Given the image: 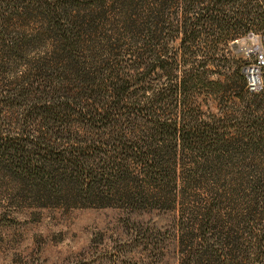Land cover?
Masks as SVG:
<instances>
[{
  "label": "rangeland",
  "instance_id": "obj_1",
  "mask_svg": "<svg viewBox=\"0 0 264 264\" xmlns=\"http://www.w3.org/2000/svg\"><path fill=\"white\" fill-rule=\"evenodd\" d=\"M196 5L206 3L0 0V146H21L31 140L37 143L26 144L30 153L25 155L0 149V264H187L186 244L190 240H185L186 234L179 230L181 221L189 228L197 226L199 219L194 216L201 217L202 207L213 201L217 188L225 190L224 186L232 183L237 170L247 173L248 183L234 182L235 202L243 198L264 205V143L256 147L246 144L255 121L249 108L256 109V122L262 119L264 123V96L261 91L257 96L250 94L235 73L240 71L246 81L250 78L247 73L249 66L256 64V51L264 58V33L248 32L228 44L220 42L216 54L206 57L210 60L206 68H197L195 64H202L205 58L182 54L177 34L180 11ZM152 8L163 13L159 25L162 32L159 41L149 44L131 23L143 24L136 14ZM152 49L160 54L161 61L158 55H150ZM161 63L167 68L172 64L174 69L169 73L156 68L148 73ZM197 69L203 79L184 89L186 116L203 120L199 123L206 135L224 137L229 151L247 156L243 165L238 163L239 155L225 158L219 183L215 179L190 181L192 188L175 208H170L164 206V200L150 199V195L142 201L114 196L107 201L104 194L91 195L86 201L82 197L59 200L48 197L45 190L39 189L34 195L33 187L19 181L17 173L22 167L35 164L34 154L48 151L49 138L56 131L49 128L54 123H66L69 132L63 136L73 140L90 137L85 127L89 125L95 133L109 119L115 125L113 130H122L130 122L143 129L147 116L144 109L138 110L141 102L148 101L143 89L166 88L162 92L166 96ZM187 70L190 72H184ZM117 73L119 87L132 84L119 100L115 95L110 97L106 89L113 85ZM260 76L264 88V63ZM164 108L169 113L170 106ZM48 109L56 111L52 117L47 115ZM108 134L96 144L110 141ZM204 149H211L208 141L182 150L180 175L189 164L187 155L198 157ZM228 197L232 198L224 193L222 200ZM193 206L199 207L195 215L185 213V208ZM229 214L239 215L235 210L230 212L228 206L221 211L223 218ZM260 217L264 215L258 211L253 219L257 222ZM227 225L239 237L238 250L229 251L228 263L197 264H264V247L244 251L242 243L248 236L241 233L238 220Z\"/></svg>",
  "mask_w": 264,
  "mask_h": 264
},
{
  "label": "trees",
  "instance_id": "obj_2",
  "mask_svg": "<svg viewBox=\"0 0 264 264\" xmlns=\"http://www.w3.org/2000/svg\"><path fill=\"white\" fill-rule=\"evenodd\" d=\"M194 2L195 4L206 3V5L203 7L196 5L198 7L180 11L177 34L182 54L205 58L202 64L196 63L197 59L194 58L192 62L196 63L197 68L199 66L206 68L210 62L206 60V57L209 58L216 54L220 42L228 44L248 32L264 33V0H194ZM162 14L158 8H152L145 13L140 10L136 15L143 24L139 25L140 27L133 23L131 25L142 31L147 43L153 44L161 38L162 31L159 25L162 21ZM149 53L158 55L157 60L161 61L160 54L154 53V49ZM153 66L148 73L154 72L156 68L169 71V73L174 69L172 64L169 68L162 63ZM200 72H202L200 69L190 72L181 79L180 83L177 82V90L166 96L162 93L166 88H144L143 91L148 101L145 104L141 102L142 106L138 109L140 111L144 109L147 116L143 129H139L137 125L130 122V125L122 130H113L115 125L109 119L100 128L101 130L95 133L89 125L85 127V132L88 131L90 137L73 140L71 137L64 138L63 136L69 132L66 123L58 125L54 123L49 128L50 132L54 129L56 131L49 138L48 151L44 155L34 154L35 164L26 168L22 167L21 173H17L19 181L33 187L35 190L30 188L34 195L40 189L45 190L48 197H55L59 200L82 197L86 201L91 195L104 194L107 201L112 196L120 200L142 201L150 195V199L155 198L160 202L164 200V206L170 208H175L179 199L186 196L188 190L192 188L190 181L192 184L194 181L198 183L199 178L203 181L204 179L206 181L215 179L219 183L218 179L226 163L225 158L239 155L238 163L243 165L247 156L245 153L237 154L229 151L226 147L227 140L224 137L213 136L211 138L206 135L203 125L199 123L203 120H192L186 116L187 104L184 89L187 85L194 84L192 86H195L202 82ZM239 72L235 73L240 78V82L244 83V75ZM114 79L116 80L113 85H107L106 89L109 90L110 97L115 95L119 100L132 84L125 83L119 87L116 83L118 79H121L118 73ZM260 91L264 96V88ZM165 106L167 108L170 106L169 113L164 108ZM53 108L60 109V107ZM94 110L97 111L96 107ZM47 111V115L51 117L56 112L52 109ZM254 112L256 109L249 108V113L255 121L248 131L249 141L246 144L256 147L264 143V123L262 119L261 122H256L258 117L253 115ZM139 131L140 134H137ZM57 133L61 135H56ZM105 134L109 135L110 141H100L96 144L97 140ZM206 141L209 142L211 149L208 151L204 149L198 157L187 155L189 164L180 175L178 171L184 163L181 156L182 150L186 147L193 148L196 143L204 144ZM29 143L37 146V143L31 140L27 143L25 141L21 146L12 143L9 146H0V149L2 147L3 151L13 149L25 155V153H30V150L25 149L26 144ZM251 158L252 156H248V159L251 160ZM244 166L250 167L247 164ZM244 172L237 170L232 183L224 186L225 190L216 189L213 201L202 207L204 211L200 218L194 213L199 207L184 209L185 213L195 215L194 217L199 219L197 226L189 228L181 221V227H179V230L186 234L185 240H190L186 244L185 263H228L226 259L231 254L229 251L239 248L237 242L239 237L234 235L231 226L227 225L232 220H238L241 233L248 236L247 240L244 239L242 243L244 251L247 248H255V246L258 249L264 247L262 244L264 243V227H262L264 223L260 222H264V217L258 218L257 222L256 218L253 219L258 211L260 215H264V205L252 202V200L244 201L243 198H236V202L234 199L236 194L234 182L245 186L248 183L247 173ZM237 174L240 177H237ZM224 193L230 194L232 198L222 200ZM227 206L230 212L235 210L239 215L229 214L227 218H223L221 211ZM252 221L255 223L252 224ZM249 222L252 225H249ZM261 253L264 257V251Z\"/></svg>",
  "mask_w": 264,
  "mask_h": 264
},
{
  "label": "built area",
  "instance_id": "obj_3",
  "mask_svg": "<svg viewBox=\"0 0 264 264\" xmlns=\"http://www.w3.org/2000/svg\"><path fill=\"white\" fill-rule=\"evenodd\" d=\"M255 65L249 66L250 78L245 79L246 88L250 93H257L262 89V81L260 76V68L264 63L263 54L257 50L255 54Z\"/></svg>",
  "mask_w": 264,
  "mask_h": 264
}]
</instances>
